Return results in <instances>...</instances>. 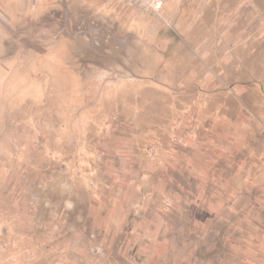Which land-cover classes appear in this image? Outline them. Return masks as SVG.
Wrapping results in <instances>:
<instances>
[{"label":"rangeland","instance_id":"1","mask_svg":"<svg viewBox=\"0 0 264 264\" xmlns=\"http://www.w3.org/2000/svg\"><path fill=\"white\" fill-rule=\"evenodd\" d=\"M208 74L264 98V0H0V264L81 248L104 137L200 112Z\"/></svg>","mask_w":264,"mask_h":264},{"label":"crops","instance_id":"2","mask_svg":"<svg viewBox=\"0 0 264 264\" xmlns=\"http://www.w3.org/2000/svg\"><path fill=\"white\" fill-rule=\"evenodd\" d=\"M216 79L201 81L195 137L176 144L175 117L143 136L104 137L77 213L81 248L51 264H264V98L248 97L252 84ZM152 136L162 142L157 161L147 157Z\"/></svg>","mask_w":264,"mask_h":264},{"label":"built area","instance_id":"3","mask_svg":"<svg viewBox=\"0 0 264 264\" xmlns=\"http://www.w3.org/2000/svg\"><path fill=\"white\" fill-rule=\"evenodd\" d=\"M130 7L151 14L160 15L166 5L167 0H120ZM200 120L199 107L196 102L177 115L175 127L173 129V141L176 144L182 143L189 137H195L198 131V122ZM162 144L157 139H152L148 144V157L150 160L157 161L161 156Z\"/></svg>","mask_w":264,"mask_h":264},{"label":"flooded vegetation","instance_id":"4","mask_svg":"<svg viewBox=\"0 0 264 264\" xmlns=\"http://www.w3.org/2000/svg\"><path fill=\"white\" fill-rule=\"evenodd\" d=\"M40 196V195H39Z\"/></svg>","mask_w":264,"mask_h":264}]
</instances>
